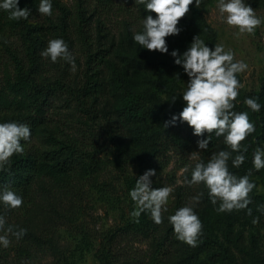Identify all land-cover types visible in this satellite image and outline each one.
Here are the masks:
<instances>
[{
  "label": "trees",
  "instance_id": "16d2710c",
  "mask_svg": "<svg viewBox=\"0 0 264 264\" xmlns=\"http://www.w3.org/2000/svg\"><path fill=\"white\" fill-rule=\"evenodd\" d=\"M73 6L63 0H53V13L51 16L39 14L37 8L39 0H20V8H29L31 11L28 19L19 21L10 20L6 12L0 11V123L16 121L27 123L31 128V137L28 141H21L24 146L22 153L14 154L10 160L0 168V186L10 185L18 195L23 197V203L19 208L8 209L0 205V215L6 219L5 228L14 226V231L23 228L27 231L17 238V242L11 243L16 247L13 261L7 260L5 250L0 249V264H35V227L26 221L35 201V187L43 181L61 185V188H74L80 181L87 182L89 186L99 187L109 168L108 156L99 155L95 146L99 144L97 131L111 142L114 153L109 156L122 171L123 184L129 192L136 184V178L130 177L126 171L133 162H138L140 171L152 169L156 161L147 154L148 147L152 152H157L158 145L165 141L167 145L177 147L185 151L193 148L198 150L197 162L207 160L213 153L227 148L223 137L213 135L206 150L197 147L196 137L192 129L186 124L177 123L176 126L164 127L165 120L172 113H179L182 106L168 107L169 116H157L154 109L166 107L159 97L167 94L169 81L154 79L145 89H127L118 87L121 94L119 117L122 125H128L133 137L139 144H145L141 152L130 150L129 147L117 138L116 127L102 125L98 116L97 101L104 91V83L101 67L109 57L108 50L95 39L96 28L103 26L104 19L113 17L122 27L131 28L140 24L141 18L146 16L142 5L135 0H73ZM213 0H201L196 7L190 5V11L196 17V21L204 33L203 40L214 48L216 41L215 31L206 23L202 12L212 4ZM155 16V13H152ZM91 18L96 23L90 22ZM53 38H62L68 44L69 50L78 47L82 54L83 66L80 71L72 72L70 67H59L49 59L42 58L40 52L47 47L48 41ZM170 53V51H169ZM173 60V58L166 54ZM164 72L174 76L171 83L180 78L183 69L173 62L162 66ZM60 94L66 95L63 100L77 110L75 121L55 119L53 117L52 102ZM249 96L242 92L235 102V111H248L250 120L255 124V131L242 141L247 146L246 160L239 168H234L229 160V170L237 176L248 174L252 169V154L257 147L264 143V79L260 91L250 95L258 97L262 105L259 112L251 111L244 103ZM238 101V103H237ZM155 107V108H154ZM154 108V109H153ZM76 122V125H73ZM94 136V141L87 135ZM205 136L208 134L205 133ZM119 137V136H118ZM155 147V148H154ZM236 153L233 154V157ZM140 159V161H138ZM132 162V163H131ZM196 162V163H197ZM195 163V164H196ZM195 164L189 167L188 179ZM261 170H252L251 178H261L264 189V177ZM205 200H208V190L203 185ZM255 194V191H254ZM251 201L264 203V194L251 195ZM128 205L134 210V202ZM185 200L179 196L169 210L165 212L163 222L156 224L151 219L150 213L145 211L139 217H131L126 223L110 233L106 238L105 247L100 251L99 258L102 264H198L197 254L199 250L211 252L218 248L217 253L223 252L218 240L202 229L196 247H185L182 256L177 252L181 241L176 239L172 225L168 222V216L174 214L179 207L185 206ZM250 206V204L248 205ZM26 217V218H25ZM130 238L150 240L152 252L146 257L130 256L128 252L112 255L106 252V248L117 247V243ZM228 240V239H227ZM127 245V244H126ZM33 247V250L30 248ZM196 248V249H195ZM120 249V248H119ZM122 249V247H121ZM193 249V250H192ZM110 250V249H109ZM174 254V255H172ZM228 258L233 262V257Z\"/></svg>",
  "mask_w": 264,
  "mask_h": 264
},
{
  "label": "rangeland",
  "instance_id": "374dc122",
  "mask_svg": "<svg viewBox=\"0 0 264 264\" xmlns=\"http://www.w3.org/2000/svg\"><path fill=\"white\" fill-rule=\"evenodd\" d=\"M63 2L69 7L75 3L73 0H63ZM246 2L254 10L256 9L258 16L264 18V0H246ZM202 17L216 33L215 44L224 45L226 51L231 49L235 60H243L249 65L245 72L237 74L238 79L244 85L239 90V94L242 92L250 97L258 93L264 79V24L257 28L254 35H238L234 29L229 28L220 19L216 10V0H213L207 10L202 12ZM103 19L105 21L103 26L96 28L95 39L108 50L109 57L101 67L100 77L104 83V91L97 101V114L106 128L109 125H111V130L112 126L116 127L119 136L117 138L129 147L130 152L132 150L141 152L145 144H139L128 125H122L118 119L121 94L116 90L115 85L127 89H145L154 79L169 81L168 93L159 97L166 107L153 108L157 116L167 117L171 113L168 107L175 104L183 106L179 96L186 86L188 77L182 73L174 84L171 83L174 76L164 72L162 66L173 60L166 54L141 49V46L133 41V32L140 31L141 24L126 28L121 27L113 17L103 16ZM195 19L194 14L189 11L185 17L181 18L178 25L182 28L180 34L166 37L170 52L173 49H179L182 53L189 46L194 35L199 34L203 39L204 33ZM90 22L96 23V20L90 16ZM70 52L75 58V69L73 70L71 65L62 59L54 63L58 66L56 69L68 66L73 73L81 70L83 56L78 47H73ZM65 96L60 94L52 102L53 117L75 121L77 110L63 100ZM173 96L178 97L174 104L168 101ZM73 125H76V122H73ZM94 134L96 137L99 136V144L95 146V149L100 151L98 154L103 157L108 156L107 158L110 159L109 168L99 187L94 188L84 181H80L74 188H61V185L46 181L35 187L34 205L26 220L35 227V264H102L98 254L103 250V246L105 247V238L133 217L132 209L128 205L131 198L123 184L122 171L109 156L110 153H114V148L111 142L106 140L108 134L102 136L103 134H99L97 128ZM87 138L94 141V136L89 133ZM157 147V152H152V148L148 147L147 153L143 152L141 156L154 154L152 157L156 164L152 168L155 170V175L151 177L152 187L169 186L172 188L165 207L169 210L181 196L186 205L194 207L205 232L222 245L223 252L220 254L217 253L218 248L216 247L211 252L199 250L197 263L264 264V203L251 201L248 206L252 210L251 215L248 214L247 209L218 213L216 211L218 205H213L209 199H204L207 196H205L202 183L188 184L185 182L188 179L189 170L182 171V169L185 167L189 169L197 162L198 150L193 149L196 146L182 151L177 147L167 145L165 141ZM140 169L139 163L135 161L126 173L137 179L146 171L142 172ZM260 170L261 176L264 177V168ZM251 181L256 187L250 194H264L261 178H251ZM195 196H199L198 201L192 199ZM134 207H136L135 203ZM164 214L165 211H162V215ZM254 220L257 222L254 223ZM4 234L5 232L0 231V235ZM7 235L10 243L6 248L0 246V249L5 250L7 260L11 262L17 248L10 244L18 242L11 233ZM116 246V248L107 247L105 251H110L112 255L120 251L126 256L128 252H131L130 256L136 255V257L144 258L153 249L150 240L141 238L125 239ZM185 247L188 245L181 242L179 251L175 255L182 256ZM30 249L33 250V247ZM230 255L237 263H233L228 258Z\"/></svg>",
  "mask_w": 264,
  "mask_h": 264
},
{
  "label": "clouds",
  "instance_id": "9594fccd",
  "mask_svg": "<svg viewBox=\"0 0 264 264\" xmlns=\"http://www.w3.org/2000/svg\"><path fill=\"white\" fill-rule=\"evenodd\" d=\"M20 0H0V11L6 12L10 20L19 21L28 19L31 14L29 8H20ZM148 13L141 18L140 31H134L132 39L150 52L169 54L173 63L180 66L188 77V81L180 98L182 109L179 113H172L165 120L164 127L176 126L177 123L186 124L192 129V134L200 137L197 147L206 150L213 135L223 137L225 149L213 153L204 162H197L192 169L191 178L186 179L188 184H200L208 190V198L213 205H218V213L247 209L251 203L249 193L256 187L250 180L253 169L259 171L264 168V147H257L252 154V169L248 174L237 176L229 170V160L234 168H239L246 160L247 146L242 141L255 131V124L249 118L248 111H235V102L239 90L244 86L237 74L245 72L249 65L243 60H235L234 52L225 50L224 45L215 44L210 47L200 35H194L189 46L181 53L173 49L169 53L166 37L177 36L182 31L179 27L181 18L190 11V5L195 7L201 0H135ZM53 0H39L38 12L44 16H51ZM216 10L220 19L238 35H254L257 28L264 24V18L256 14V9L246 0H216ZM155 13V16L152 15ZM40 55L56 63L59 59L66 61L73 70L76 67L75 58L69 50L68 44L62 38H53L48 41ZM178 97L170 100L173 104ZM258 97H247L243 103L253 112H259L262 105ZM208 135L205 136L204 134ZM31 137V128L27 123L16 121L0 123V168L7 163L14 154L22 153L24 146L21 141H28ZM233 153H236L233 157ZM187 167L182 171H187ZM155 170L148 169L137 180L135 187L129 191V196L136 207L131 213L134 217L145 211L150 213L154 223L163 222L162 211L165 207L172 188L169 186L154 188L152 179ZM198 201L199 196L192 198ZM23 197L10 185L0 186V205L8 209L19 208ZM176 239L191 247H196L198 238L202 234V222L193 206L185 205L168 216ZM257 222L256 220L253 221ZM6 219L0 215V246L8 247L10 241L8 233L19 238L27 230L14 231L9 225L5 228Z\"/></svg>",
  "mask_w": 264,
  "mask_h": 264
}]
</instances>
